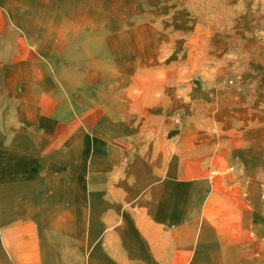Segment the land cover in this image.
Here are the masks:
<instances>
[{
	"label": "crops",
	"instance_id": "1",
	"mask_svg": "<svg viewBox=\"0 0 264 264\" xmlns=\"http://www.w3.org/2000/svg\"><path fill=\"white\" fill-rule=\"evenodd\" d=\"M50 1L0 0V264H264L260 191L87 89Z\"/></svg>",
	"mask_w": 264,
	"mask_h": 264
},
{
	"label": "rangeland",
	"instance_id": "2",
	"mask_svg": "<svg viewBox=\"0 0 264 264\" xmlns=\"http://www.w3.org/2000/svg\"><path fill=\"white\" fill-rule=\"evenodd\" d=\"M50 2L87 89L120 110L132 94L146 126L159 111L180 141L225 151L230 183L259 190L264 211V0Z\"/></svg>",
	"mask_w": 264,
	"mask_h": 264
}]
</instances>
